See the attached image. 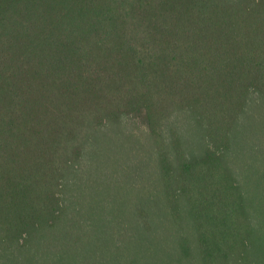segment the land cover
Returning a JSON list of instances; mask_svg holds the SVG:
<instances>
[{"label":"trees","instance_id":"obj_1","mask_svg":"<svg viewBox=\"0 0 264 264\" xmlns=\"http://www.w3.org/2000/svg\"><path fill=\"white\" fill-rule=\"evenodd\" d=\"M258 111L264 0H0V264H264Z\"/></svg>","mask_w":264,"mask_h":264},{"label":"rangeland","instance_id":"obj_2","mask_svg":"<svg viewBox=\"0 0 264 264\" xmlns=\"http://www.w3.org/2000/svg\"><path fill=\"white\" fill-rule=\"evenodd\" d=\"M258 115V120L252 118H243L240 121L241 133L238 137H264V111L260 112ZM101 137H114L116 144H122L128 147L131 144H142L146 145L149 144L150 140L148 141L149 137H151L149 129L146 125L139 123L138 121H130L124 118L121 123L117 125H113L106 130V134L102 135ZM129 141V142H128ZM105 148L102 149L104 151ZM100 150V152H102ZM118 150L109 151L110 162L106 163L103 161V167H98L96 170L100 172L104 171L105 173L113 174L115 170L114 164V155L117 153ZM117 161L122 162L125 160L124 154L121 151L117 153ZM241 158H243L242 154H238ZM248 162L250 163V167L244 165V168L247 169H258L259 171H264V161L261 158H257L258 162H254L251 158H247ZM246 160V161H247ZM147 178H143L137 185L142 187H148Z\"/></svg>","mask_w":264,"mask_h":264}]
</instances>
